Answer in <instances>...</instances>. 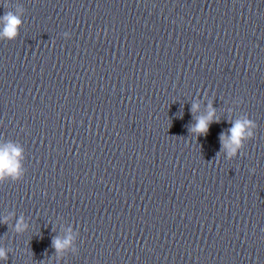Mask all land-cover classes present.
<instances>
[{
  "label": "water",
  "instance_id": "95a60500",
  "mask_svg": "<svg viewBox=\"0 0 264 264\" xmlns=\"http://www.w3.org/2000/svg\"><path fill=\"white\" fill-rule=\"evenodd\" d=\"M4 12L22 23L0 37V142L23 175L0 180V264H264V0ZM242 118L254 135L228 157Z\"/></svg>",
  "mask_w": 264,
  "mask_h": 264
},
{
  "label": "clouds",
  "instance_id": "9594fccd",
  "mask_svg": "<svg viewBox=\"0 0 264 264\" xmlns=\"http://www.w3.org/2000/svg\"><path fill=\"white\" fill-rule=\"evenodd\" d=\"M19 12V10H18ZM12 12H4L0 14V37L6 39H13L17 35L19 25L22 23L19 18V14ZM65 36L68 33H64ZM198 107L197 104H193L192 108L195 110ZM209 111L206 117L197 119L196 124L190 129L195 133H206L208 125L214 118V109L211 104L208 105ZM256 127L253 121L242 118L232 123V127L229 128L230 136L226 139L224 134H221V143L227 148V156L232 157L236 154L237 149L242 145V139H247L254 135L253 129ZM23 159V148L19 144H13L11 142H0V180L6 178L20 179L23 175V168L20 161ZM7 220V217L4 218ZM16 230H22L25 225L23 217L18 218L16 222ZM72 236L69 235L65 239L61 240L56 238L53 240V246L59 252L62 248L68 246ZM6 252L0 248V258H4Z\"/></svg>",
  "mask_w": 264,
  "mask_h": 264
}]
</instances>
